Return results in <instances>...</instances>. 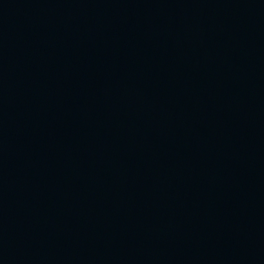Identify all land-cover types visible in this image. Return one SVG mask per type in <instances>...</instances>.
<instances>
[{
    "label": "water",
    "instance_id": "95a60500",
    "mask_svg": "<svg viewBox=\"0 0 264 264\" xmlns=\"http://www.w3.org/2000/svg\"><path fill=\"white\" fill-rule=\"evenodd\" d=\"M0 264H264V0H0Z\"/></svg>",
    "mask_w": 264,
    "mask_h": 264
}]
</instances>
